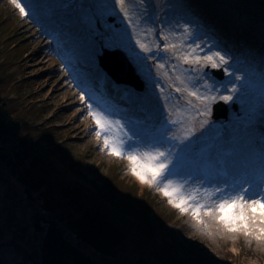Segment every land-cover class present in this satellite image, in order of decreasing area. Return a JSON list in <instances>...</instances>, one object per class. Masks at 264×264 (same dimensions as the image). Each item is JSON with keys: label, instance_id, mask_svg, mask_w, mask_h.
<instances>
[{"label": "rangeland", "instance_id": "obj_1", "mask_svg": "<svg viewBox=\"0 0 264 264\" xmlns=\"http://www.w3.org/2000/svg\"><path fill=\"white\" fill-rule=\"evenodd\" d=\"M54 1L59 8L50 13L44 6L45 0H26L31 5L30 18L22 19L10 0H0L1 89L8 105L14 108L12 111L34 130L32 144H37V152L46 158L54 155L53 163L76 183L86 204L104 205L119 222L149 225L156 244L171 249L183 264H264V237L256 239L259 233L255 231L251 235L242 230L225 231L215 215L208 216L203 211L200 213L203 223H198L190 210L181 213L158 188L142 183L132 174L126 157L109 153L103 135L99 138L95 135L92 117L88 113L80 116L84 108L72 100L74 94L83 93L86 104L93 103L94 110L98 106L103 108L110 119L125 126L132 137L127 147L143 152L155 149L165 117L177 104L178 94L167 86L169 78L174 82L173 73L181 75L190 88L199 87L201 92L205 91L204 83L215 85L216 94H229L227 87H241V96L235 99L240 93L234 94V101L226 104V120L210 117L203 130L195 121L186 124L194 127L196 135L180 151L173 148L169 178L182 184L185 194L198 190L197 201L212 206L218 192L214 196L205 193H212L210 185L219 189V182L228 176L226 162L235 151V141L255 131L259 124L264 130V114H259L264 110V64L239 61L235 52L223 47L217 39L197 32L198 25L179 16L169 0H125L134 29L128 26L114 0ZM34 24L39 28L32 30ZM42 32L40 48L44 49L32 43L33 37ZM261 32L264 34V30ZM160 36H167V42ZM136 39L148 44L152 51L141 52L135 45ZM106 43L111 46H103ZM165 43L177 45V54L199 44L201 57L219 51L229 59V64L218 69L190 67L176 60L172 52L162 51ZM102 49L124 53L143 82L142 91L118 86L102 71L98 66ZM40 51L50 61L49 66L36 62V53ZM157 64H164L165 69H158ZM224 68L242 75L244 84L237 81L231 85L234 76L224 74L218 82L212 71ZM156 79L164 86L163 95L159 88H154ZM56 90L63 93L54 96ZM186 107L182 100L180 109ZM195 114L192 109L190 115ZM72 124L80 125L78 133L71 131ZM134 128L143 129V138L150 142L135 146ZM263 137L264 132L254 134L256 141L264 140ZM234 181V188L243 185ZM222 190L230 192L228 187ZM27 239L26 246L32 242L30 233ZM151 263L156 264L155 260Z\"/></svg>", "mask_w": 264, "mask_h": 264}, {"label": "trees", "instance_id": "obj_2", "mask_svg": "<svg viewBox=\"0 0 264 264\" xmlns=\"http://www.w3.org/2000/svg\"><path fill=\"white\" fill-rule=\"evenodd\" d=\"M169 2L242 63L264 64V0ZM45 3L58 11L56 1ZM11 107L0 81V264H183L156 244L149 225L119 222L104 205L86 204L54 155L37 152L34 130Z\"/></svg>", "mask_w": 264, "mask_h": 264}, {"label": "snow or ice", "instance_id": "obj_3", "mask_svg": "<svg viewBox=\"0 0 264 264\" xmlns=\"http://www.w3.org/2000/svg\"><path fill=\"white\" fill-rule=\"evenodd\" d=\"M10 3L19 12L22 19L30 18L29 8L31 5L26 0H10ZM114 4L119 7L124 20L129 22L128 26L134 29L135 25L131 23L132 17L130 16L129 9L125 6V0H114ZM184 31L188 32V29L185 28ZM160 39L167 42L168 37L160 36ZM135 45L143 53L152 51L151 47L141 39H136ZM103 46L107 47L111 45L106 43ZM156 47L158 49L161 48L158 44ZM176 49L177 45L165 43L161 50L172 52L176 60L190 67L199 66L201 69L204 67L218 69L229 64V59L219 51H213L211 54L205 53L201 57L198 51L200 49L199 44L189 47L187 51H182V54H177ZM156 67L161 70L165 69L164 64H157ZM175 67L173 65V68ZM141 70L138 68V71ZM164 74L168 76L167 72ZM223 74L225 76H234V79L229 82L231 85H235L237 81L241 82V85L244 84V77L242 75H234L228 68L223 69ZM205 75L207 74L205 73ZM173 76L174 82L169 78L167 86L178 94L175 97L177 104L167 113L157 146L154 150L140 152L134 151L132 147H127L130 145L132 137L125 130V126L119 120L110 119V114L103 108L98 106V110H94L93 103L89 102L87 104L88 115L92 117L96 124L95 135L98 138L103 135L104 146L109 150V153L117 157H126L131 164L130 171L132 174L142 183H147L150 186L158 188L167 197L169 204L173 205L181 213L190 210L193 218L198 223H203L200 220V213L203 211L205 215H215L218 222L230 232L242 229L245 235H251L255 231L259 233L256 239H261L264 237V178L253 177L252 179H246L242 186L234 188L230 196L227 193H225L226 198L224 199H220L217 196V202L212 206L197 201L198 190L185 194L183 185L174 183L169 178L170 165L173 164L172 157L175 155L173 148L180 151L181 146L184 147L196 135L194 127H186L185 125L195 121L203 130L210 123L209 118L212 115V105L218 101L225 104L233 102L234 94L240 93L239 96H235V99L241 96V87H227L226 91L229 94H216L217 87L215 85L204 83L203 88L205 91L201 92L199 87L195 89L190 88L181 75L173 73ZM154 88H159L161 95H163L164 86L159 84L158 79L154 83ZM185 97L187 99H184ZM80 99L82 102L85 100L83 93ZM182 100L187 106L183 110L180 109V102ZM192 109H195V116L190 115ZM172 126L179 127L173 128ZM177 131L181 134L177 135ZM170 132L172 135L168 134ZM172 142L176 143L173 144ZM221 191V189H217V192ZM205 194L206 196L213 195L207 192Z\"/></svg>", "mask_w": 264, "mask_h": 264}, {"label": "bare ground", "instance_id": "obj_4", "mask_svg": "<svg viewBox=\"0 0 264 264\" xmlns=\"http://www.w3.org/2000/svg\"><path fill=\"white\" fill-rule=\"evenodd\" d=\"M30 28L32 30H35V29H38L39 26L34 24ZM42 35H43V32L38 34V36L33 37V39H34V42H32L33 46H36V47L38 46L40 48V45H43L42 40H41ZM40 49H44V48H40ZM43 55H44L43 51L36 53V56H35L36 62L45 63L47 66H49L48 63L50 61L48 59L47 60L44 59ZM62 93H63V91L56 90L53 93V95L58 96ZM70 100H71V98H70ZM72 100H75L77 105L84 108V112H82L80 114V116H84V115H86V113H88V107H87L85 100L82 102L80 99V96H77L76 94L73 95ZM71 126L73 127L71 129V131L74 134L78 133L81 129L80 125H77V124H72ZM258 126L259 127H257V129L255 130L256 132L255 131L250 132L248 135H246L245 138H243V139L240 138V139L235 141V146H236L235 151L230 156V158L227 159L228 163L226 162V164H227L226 170L228 172V174H227L228 176L226 177V179L224 181L219 182L221 184L219 186V189L222 190L224 187H228L230 192L228 193V192H225L224 190H222L221 192H218L220 199L226 198L225 193H227L229 196L232 194V192H233L232 189L235 187L234 186L235 185V181H234L235 179L238 182L244 183V181L246 179H252L253 177L264 178V145H263L264 140H261V138H260L258 141H256L254 138V134H260L261 132H264V130L260 124ZM82 127H84V129H85L86 125L83 124ZM93 129L96 130V127H94ZM247 131L249 132L251 130L248 129ZM133 133L135 134V136H134L135 137V141H134L135 146H139L140 142H142L141 146L144 145L146 142L147 143L150 142V141H147L148 140L147 138H143L144 137L143 136L144 135L143 129L141 130V129L134 128ZM242 161L248 162V164H243ZM262 168H263V170H261ZM212 186L213 185H210V189H212V194H214L215 192H217L218 188L217 187L214 188ZM212 196H214V195H212ZM216 202H217L216 199H213L211 201L212 205H214ZM220 227L222 229H224L225 231H228L221 223H220Z\"/></svg>", "mask_w": 264, "mask_h": 264}, {"label": "water", "instance_id": "obj_5", "mask_svg": "<svg viewBox=\"0 0 264 264\" xmlns=\"http://www.w3.org/2000/svg\"><path fill=\"white\" fill-rule=\"evenodd\" d=\"M113 21V19H109ZM98 66L104 71L116 85L132 87L135 91H142L143 82L136 74L133 66L128 61L124 53L118 49H102V55L98 57ZM212 74L218 82L223 80V71L213 70ZM236 109V106L234 105ZM228 108L225 103L218 101L212 105V115L214 120L227 119Z\"/></svg>", "mask_w": 264, "mask_h": 264}]
</instances>
